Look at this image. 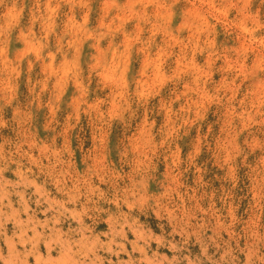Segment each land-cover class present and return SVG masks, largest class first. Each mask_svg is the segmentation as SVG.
<instances>
[{"label": "rangeland", "instance_id": "rangeland-1", "mask_svg": "<svg viewBox=\"0 0 264 264\" xmlns=\"http://www.w3.org/2000/svg\"><path fill=\"white\" fill-rule=\"evenodd\" d=\"M14 262L264 264V0H0Z\"/></svg>", "mask_w": 264, "mask_h": 264}, {"label": "bare ground", "instance_id": "bare-ground-1", "mask_svg": "<svg viewBox=\"0 0 264 264\" xmlns=\"http://www.w3.org/2000/svg\"><path fill=\"white\" fill-rule=\"evenodd\" d=\"M19 223H20V222H19ZM20 224H21V223H20ZM20 224H19V225H20ZM21 225H22V224H21ZM53 227H54V226H53ZM20 228H21V227H20ZM32 229H33V228H32ZM35 229H36V228H35ZM23 231H24V230H23ZM38 232H39V231H38ZM56 232H57V231H56ZM23 233H24V232H23ZM22 236H24V235H22ZM26 236H27V235H26ZM139 237H140V236H139ZM20 239H21V238H20ZM53 240H55V239H53ZM64 240H65V239H64ZM113 240H114V239H113ZM19 241H20V240H19ZM34 241H35V240H34ZM68 241H69V240H68ZM21 242H22V241H21ZM66 242H67V241H66ZM64 243H65V242H64ZM35 244H36V242H35ZM37 244H38V243H37ZM59 244H61V243H59ZM67 244H68V243H67ZM67 244H66V245H67ZM66 245H65V246H66ZM47 246H48V245H47ZM52 246H53V245H52ZM58 246H59V245H58ZM63 246H64V245H63ZM67 246H69V245H67ZM26 247H27V246H26ZM48 247H49V246H48ZM8 248H9V247H8ZM11 248H12V247H11ZM22 248H23V247H22ZM30 248H31V247H30ZM30 248H29V250H30ZM58 248H59V247H58ZM60 248H61V247H60ZM65 248H66V247H65ZM67 248H69V247H67ZM35 249H36V248H35ZM54 249H55V248H54ZM16 250H17V249H16ZM63 250H64V249H62V252H63ZM69 250H70V249H69ZM8 251H9V249H8ZM65 251H66V250H65ZM77 251H78V250H77ZM15 253H16V252H15ZM22 253H23V252H22ZM72 253H73V252H72ZM72 253H71V254H72ZM85 253H86V252H85ZM49 254H50V253H49ZM62 254H63V253H62ZM91 254H92V253H91ZM11 255H13V254H11ZM15 255H16V254H15ZM38 255L40 256L39 253H38ZM84 255H85V254H84ZM94 255L96 256L97 254H94ZM20 256H21V255H20ZM39 256H38V257H39ZM81 256H82V255H81ZM85 256H86V255H85ZM29 257H30V256H29ZM46 257H47V256H46ZM60 257H61V255H60ZM66 257H67V256H65L64 258L67 259ZM72 257H73V256H72ZM86 257H87V256H86ZM81 258H82V257H81ZM87 258H88V257H87ZM97 258H98V257H97ZM15 259H16V258H15ZM18 259H19V258H18ZM24 259H25V258H24ZM24 259H23V261H24ZM36 259H37V258H36ZM36 259H35V260H36ZM60 259H62V258H60ZM69 259H71V258L69 257ZM76 259H77V257H76ZM100 259H101V258H100ZM100 259H99V260H100ZM42 260H45V259H42ZM74 260H75V259H74ZM86 260H87V259H86ZM25 261H26V260H25ZM70 261H71V260H70ZM78 261H79V259H78ZM96 261H97V260H96ZM4 262H5V261H4ZM16 262H17V261H16ZM21 262H22V261H21ZM42 262H43V261H42ZM47 262H48V259H47ZM49 262H50V261H49ZM84 262H85V261H84ZM87 262H88V260H87ZM99 262H100V261H99ZM129 262H130V261H129ZM129 262H128V263H129ZM17 263H18V262H17ZM23 263H25V262H23ZM77 263H78V262H77ZM93 263H94V262H93ZM110 263H111V262H110ZM130 263H131V262H130ZM14 264H15V262H14ZM46 264H49V263H46ZM50 264H53V263H50ZM71 264H72V263H71ZM74 264H75V263H74ZM116 264H117V263H116Z\"/></svg>", "mask_w": 264, "mask_h": 264}]
</instances>
